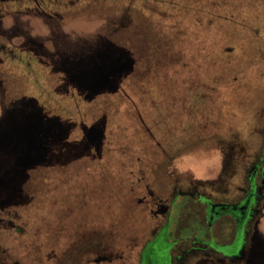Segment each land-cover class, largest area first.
<instances>
[{"label": "flooded vegetation", "instance_id": "af4514ba", "mask_svg": "<svg viewBox=\"0 0 264 264\" xmlns=\"http://www.w3.org/2000/svg\"><path fill=\"white\" fill-rule=\"evenodd\" d=\"M238 1L206 0L203 10L214 11L204 12L203 20L208 27L217 18L243 30L253 27L245 11L237 9L242 4ZM161 4L0 0V97L7 99L10 89L0 118V264H264V234L259 230L264 218V129L256 152L250 154L243 153L236 137L226 143L222 130H209L207 105L214 101L210 94L215 90L208 76L202 85L191 84L189 95L195 92L203 107L199 114L196 107L195 121L191 98L182 109L185 125L180 130L174 100L169 138L157 137L139 114L141 131L158 147L153 159L109 158L115 147L108 142L109 100L133 101L127 86L148 76L147 57L156 52L155 43L162 45L147 26L144 10L136 11L139 27H134L133 9ZM114 6L127 11L118 27L113 26L118 19H112L111 35L103 30L114 10L104 8ZM260 8L264 10V0ZM99 11L102 18H92ZM83 13L91 18L82 21ZM263 26H254L257 37L264 34ZM122 51L131 54V72ZM214 51L208 47L207 60L214 58ZM136 52L145 59V70L137 71ZM113 60L120 68L104 83L116 82L118 89L111 93L106 87L101 95H92L84 80L99 69L106 71ZM218 81L223 85L225 78ZM187 132L197 142L225 150V163L213 180L195 185V177L179 175L178 157L182 161L197 142L171 145ZM167 152L170 156L162 162ZM235 179L240 180L237 185ZM38 199H43L40 206ZM36 208L42 209L41 231L34 228ZM191 221L197 222V233L189 232ZM184 230L190 236L183 238ZM242 236L248 238L244 256L232 257ZM16 239L28 250L20 261ZM160 243L165 252L157 253Z\"/></svg>", "mask_w": 264, "mask_h": 264}, {"label": "rangeland", "instance_id": "374dc122", "mask_svg": "<svg viewBox=\"0 0 264 264\" xmlns=\"http://www.w3.org/2000/svg\"><path fill=\"white\" fill-rule=\"evenodd\" d=\"M237 3H242L238 6L240 9H237L245 11L250 27L264 25V10L260 8L262 0H239ZM205 8H207L206 0H162V4L158 6H137L133 9L134 27H139L138 19L135 18L136 11L143 12L144 10L147 26L162 45H157L154 39L151 40L152 38L149 40V42L153 41L151 46L155 43L153 47L156 52L147 57L150 68L148 76L143 78V81L126 88L133 101L122 104L116 99L109 100L112 103V108L107 114L108 142L115 144L109 158L128 162L140 158L150 159L149 157H151L153 159L158 147L153 143L149 134L141 131L144 129L139 114L154 130L157 137L169 138L175 118L173 116L174 100L177 99L179 104L176 103L178 130H180L181 125H185L182 109L188 105L189 100L193 98L191 100L194 103L191 105V116L195 121L196 107L199 106L198 114L200 108L203 107V103L196 99L195 92L189 95L191 84L202 85V80L207 76L211 88L215 90L213 94H210L213 95L214 101L210 100L207 105L209 107V114H207L210 122L209 130H222L226 137V143L236 137V140L239 143L241 141L245 148H242L245 154H250L248 152L251 151L256 152L262 141L261 131L264 129V117L262 118L264 115V54H259L260 50H264V34L257 37L258 29L254 26L243 30L226 22L227 18H217L213 20V26L208 27L206 19L203 20V13L206 11L212 13L214 10L208 8L204 11ZM109 9L114 10V14L110 13L111 21L103 31L112 35L115 30L111 25L112 19H118L116 22L114 21L113 25L118 27L121 23L119 17L127 11V8L115 6L104 8L105 11ZM100 13V11L97 14L94 12L92 18H102ZM114 16L118 18H114ZM90 18V14L87 13L81 14L80 17L82 21ZM195 19H200L198 22L205 26L203 30L199 31L197 27L195 29ZM97 25L91 29L96 28ZM262 28L264 29V26ZM145 30L149 31L148 28ZM130 44L134 45V41L130 40ZM208 47L215 50L214 58L211 55L209 60L206 58ZM220 47H224L226 51L233 47L234 50L218 52ZM137 57V71L145 70V59L142 56L139 57L138 54ZM172 58H174L173 63L169 62ZM157 61L159 62L158 66H156ZM221 78H225L223 85L218 81ZM6 91L7 99L0 97V118L10 96V89L6 88ZM180 135L181 137L173 140L171 146L185 145L190 140L191 143L197 142V139L189 138V135L191 136L189 132ZM203 139L205 138L203 137ZM218 148L210 143L205 144L201 140L198 141L191 150L185 151L184 154H188L187 157L184 155L182 161V156L178 157V167L176 166V168L180 170L179 175L185 180L195 177V185L213 180L217 175L218 166L224 165L226 158L225 150ZM169 156L170 154L167 152L166 155L162 154L160 159L165 162ZM245 158L241 157L240 160ZM118 171L117 167L114 168L116 174ZM238 182L240 180L235 179L233 184L237 185ZM42 200H37L38 206L42 205ZM179 202V197H177L175 203ZM36 212L38 213L36 214ZM36 212L34 228L41 231L42 209H37ZM174 220L173 216L172 221L174 222ZM196 223L195 221L190 222L189 232L193 229L197 233L199 227ZM259 230L264 234V218L260 223ZM169 233L167 238L169 237L171 240ZM188 236L190 235L187 230H184L182 237ZM240 239V246L235 252H232V257L242 258L244 256L248 238L242 236ZM16 242V254L20 261L27 255L28 250L24 247L25 244L21 239H16ZM164 247V243L157 245L155 247L157 253L165 252ZM232 262L234 260L225 261L224 264H233Z\"/></svg>", "mask_w": 264, "mask_h": 264}, {"label": "water", "instance_id": "95a60500", "mask_svg": "<svg viewBox=\"0 0 264 264\" xmlns=\"http://www.w3.org/2000/svg\"><path fill=\"white\" fill-rule=\"evenodd\" d=\"M121 53H123V56L127 58L129 64L128 71L131 72L133 69V61L130 56L131 54L126 51L125 52L122 51ZM119 68H120L119 61L116 62V60L115 61L113 60L106 71L99 69L95 73H93L90 77L88 76V78L84 80V83L86 84L85 87L91 90L92 95L94 96H98L104 93L107 89L106 87H110L111 89H113L110 90V92L114 93L117 90L118 83L114 82L110 86H107L109 83L108 84L104 83L107 82L104 79L107 78V80H109V75H112L110 77H116V73L118 72L117 70Z\"/></svg>", "mask_w": 264, "mask_h": 264}, {"label": "trees", "instance_id": "16d2710c", "mask_svg": "<svg viewBox=\"0 0 264 264\" xmlns=\"http://www.w3.org/2000/svg\"><path fill=\"white\" fill-rule=\"evenodd\" d=\"M199 20H200V19H199ZM199 20H198V19H195V21H196L195 29H196V27H197L198 30L201 31V30H203V26L201 25L200 22H198ZM208 42H209V41H208ZM232 50H234L233 47H231V48L229 49V51H232ZM226 52H228V51H226Z\"/></svg>", "mask_w": 264, "mask_h": 264}]
</instances>
